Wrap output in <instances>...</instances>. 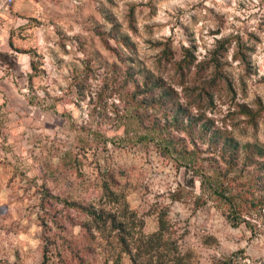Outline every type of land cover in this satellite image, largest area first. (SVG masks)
Wrapping results in <instances>:
<instances>
[{
	"label": "rangeland",
	"instance_id": "obj_1",
	"mask_svg": "<svg viewBox=\"0 0 264 264\" xmlns=\"http://www.w3.org/2000/svg\"><path fill=\"white\" fill-rule=\"evenodd\" d=\"M10 12L0 44V264H112L99 235L108 228L97 231L70 206L98 207L111 177L142 235L166 211L173 239L193 250L195 264H264V219L234 223L201 183L217 167L204 138L194 140L191 166L151 132L139 142L147 133L136 120L142 110L123 88L128 71L142 70L174 91L165 108L142 114L145 125L181 105L196 120L193 131L206 123L264 146L263 119L254 127L239 113L264 101V0H14ZM222 40L232 82L198 99L195 70L182 85L176 64L184 49L202 62ZM238 51L248 65L235 59ZM177 135L191 148L187 134Z\"/></svg>",
	"mask_w": 264,
	"mask_h": 264
},
{
	"label": "trees",
	"instance_id": "obj_2",
	"mask_svg": "<svg viewBox=\"0 0 264 264\" xmlns=\"http://www.w3.org/2000/svg\"><path fill=\"white\" fill-rule=\"evenodd\" d=\"M120 42L125 44L126 37L120 39ZM105 44L108 46L106 41ZM159 46L163 47L161 50L163 56H171L168 45ZM228 47L225 40L216 42L215 48L207 53L202 62H196L192 52L184 49L182 58L176 64V72L183 80L181 84L184 85V80L188 79L193 69L195 70V76L200 78L198 81L200 86L195 87L198 89V99L207 98V89L210 86H218L220 83L230 86L232 76L227 69L228 63L224 55ZM235 59L248 65L245 51L236 52ZM124 78L123 88L131 87L129 104L135 112L142 110L140 116H136V120L147 132L143 139L138 137V141L142 142L151 132L153 138L155 135L160 137L159 142L163 144L168 154L174 156L176 162L191 166L195 164L196 155L199 153L194 140L204 138L208 148H212L217 167L210 175L201 174L203 187L228 205L231 211L230 219L234 223H244L249 227L251 219H264V146L256 140L241 142L233 131L224 134L219 130H212L211 126H206V123L202 128L200 126L193 131L196 120L188 109L181 105L173 109L163 122L155 120L145 125L141 118L142 114L149 111L152 114L157 113L159 109L165 108L174 100V91L166 86L162 78L149 71H128V77ZM189 89L188 86L183 88L184 91ZM209 101L212 99L210 98ZM255 104V109L245 105L239 106V113L248 123L257 127L258 119L262 118L264 121V101L258 100ZM124 116V120L133 118V115ZM182 132L190 137L191 148L185 144L182 137L177 135ZM126 134H129V131H126ZM117 186V183L112 181V177L101 183L102 203H99L98 207L91 203L86 206L70 204L71 207L82 212L97 231L103 232L108 228L106 236L101 233L99 235L104 236L107 244L111 246L112 264H123L124 259L128 260V264H140V260L145 264H195L193 250L182 251L173 239L166 211L159 213L157 229L148 235H142L143 223L132 225L129 218L133 213L128 207L127 194L124 189ZM79 259L83 262L81 257ZM225 262L229 263V260Z\"/></svg>",
	"mask_w": 264,
	"mask_h": 264
},
{
	"label": "crops",
	"instance_id": "obj_3",
	"mask_svg": "<svg viewBox=\"0 0 264 264\" xmlns=\"http://www.w3.org/2000/svg\"><path fill=\"white\" fill-rule=\"evenodd\" d=\"M12 15L10 10L6 12L1 21H0V44L5 40V37L7 36V30L10 26V23L12 22Z\"/></svg>",
	"mask_w": 264,
	"mask_h": 264
},
{
	"label": "built area",
	"instance_id": "obj_4",
	"mask_svg": "<svg viewBox=\"0 0 264 264\" xmlns=\"http://www.w3.org/2000/svg\"><path fill=\"white\" fill-rule=\"evenodd\" d=\"M14 0H0V21L3 15L10 10Z\"/></svg>",
	"mask_w": 264,
	"mask_h": 264
}]
</instances>
